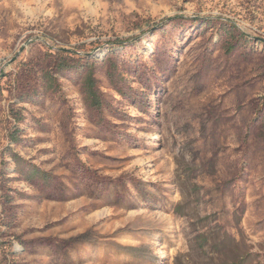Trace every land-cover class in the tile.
Wrapping results in <instances>:
<instances>
[{
  "label": "rangeland",
  "instance_id": "obj_1",
  "mask_svg": "<svg viewBox=\"0 0 264 264\" xmlns=\"http://www.w3.org/2000/svg\"><path fill=\"white\" fill-rule=\"evenodd\" d=\"M248 251L264 264V0H0V264Z\"/></svg>",
  "mask_w": 264,
  "mask_h": 264
},
{
  "label": "trees",
  "instance_id": "obj_2",
  "mask_svg": "<svg viewBox=\"0 0 264 264\" xmlns=\"http://www.w3.org/2000/svg\"><path fill=\"white\" fill-rule=\"evenodd\" d=\"M84 91L86 93V97L90 103L93 105H99V96L96 89V81L93 77V75L88 76L86 78L85 84H84ZM181 208H178L179 213H181ZM221 244H224V241L221 242ZM225 247V246H221ZM227 255V254H226ZM234 255V254H231ZM233 264H247L252 258L253 254L251 251H248L247 253L243 254L242 256H233Z\"/></svg>",
  "mask_w": 264,
  "mask_h": 264
}]
</instances>
